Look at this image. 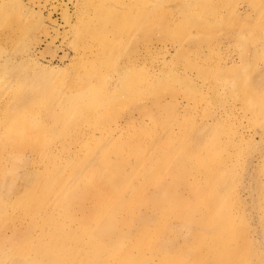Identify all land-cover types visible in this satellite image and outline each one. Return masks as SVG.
I'll use <instances>...</instances> for the list:
<instances>
[{
	"label": "rangeland",
	"instance_id": "374dc122",
	"mask_svg": "<svg viewBox=\"0 0 264 264\" xmlns=\"http://www.w3.org/2000/svg\"><path fill=\"white\" fill-rule=\"evenodd\" d=\"M262 78L264 0H0V217L15 200L6 182L34 183L13 175L21 169L46 177V151L60 155L54 161L98 153L96 139L118 124L124 135H163V148L195 144L202 132L203 145L229 153L219 207L208 211L217 223L226 214L216 228L230 247L213 257L217 243L208 242L200 262L264 264V90L251 91ZM23 97L31 104L19 108ZM50 105L66 112L45 114ZM56 117L79 131L54 137ZM199 148L200 162L223 157ZM1 247L6 255L5 239Z\"/></svg>",
	"mask_w": 264,
	"mask_h": 264
},
{
	"label": "bare ground",
	"instance_id": "6f19581e",
	"mask_svg": "<svg viewBox=\"0 0 264 264\" xmlns=\"http://www.w3.org/2000/svg\"><path fill=\"white\" fill-rule=\"evenodd\" d=\"M23 98L19 108L31 104V97ZM56 107L45 106L44 113L55 112ZM58 108L60 115L66 112ZM80 126L56 117L53 136L65 138ZM120 130L118 124L110 139L97 138L102 148L95 154L85 151L74 157L66 151L62 160L54 161L60 155L51 159L54 152H44L38 163L45 165L46 177L39 170L13 173L35 182H6L4 190L13 192L15 200L11 214L0 217L10 231L0 238V248L4 239L9 248L6 255L0 252V264H201L208 242L217 243L211 256L226 258L230 239L226 230L216 228L226 224V214L225 221L217 223L208 210L219 207L229 153L219 142L203 145L202 132L195 135V144L163 148V135L155 140L144 129L131 135ZM43 144L47 148V142ZM199 147L222 152L223 157L200 162ZM162 149L165 153L158 158ZM3 177L7 175L0 171ZM191 187L199 189L194 198L186 195ZM27 193L28 204L15 203ZM194 212L201 222L192 219ZM201 225L209 227L207 235L195 230ZM191 239L200 241H195L200 243L196 249Z\"/></svg>",
	"mask_w": 264,
	"mask_h": 264
},
{
	"label": "crops",
	"instance_id": "0c3cea01",
	"mask_svg": "<svg viewBox=\"0 0 264 264\" xmlns=\"http://www.w3.org/2000/svg\"><path fill=\"white\" fill-rule=\"evenodd\" d=\"M261 81H262L261 85H257V83H259V80H255V83L252 86V90L251 91H257L258 89L264 90V78ZM252 94L256 95V93H252ZM263 105H264V103H263ZM148 110H149V112L151 111V109H148ZM55 112H57V111L55 110Z\"/></svg>",
	"mask_w": 264,
	"mask_h": 264
}]
</instances>
